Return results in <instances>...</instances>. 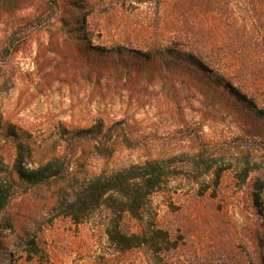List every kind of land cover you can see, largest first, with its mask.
Instances as JSON below:
<instances>
[{"label": "rangeland", "instance_id": "374dc122", "mask_svg": "<svg viewBox=\"0 0 264 264\" xmlns=\"http://www.w3.org/2000/svg\"><path fill=\"white\" fill-rule=\"evenodd\" d=\"M98 126L96 138L79 133ZM20 142L30 166L56 156L64 171L18 180L0 264H263L264 0H0L9 170ZM154 159L171 173L140 217L62 208L89 178ZM247 159L257 171L243 181ZM117 222L147 241L124 249L109 236Z\"/></svg>", "mask_w": 264, "mask_h": 264}, {"label": "trees", "instance_id": "16d2710c", "mask_svg": "<svg viewBox=\"0 0 264 264\" xmlns=\"http://www.w3.org/2000/svg\"><path fill=\"white\" fill-rule=\"evenodd\" d=\"M203 71H210L206 66L201 65ZM230 91L236 92L240 97H245L233 84H225ZM103 132V127H93L82 129L80 135L96 138ZM111 153V151H110ZM199 162L207 165L211 169L213 165L203 154L199 155ZM25 146L20 142L18 153L11 170L0 158V215L6 213L11 198L15 193V188L20 180L29 185H39L50 181L52 178L62 176L64 168L60 164L61 157H53L45 163L37 166H30L26 160ZM169 160L154 159L144 163L132 164L113 172H102L86 180L73 195L64 199L62 208L65 213L75 220H79L86 213L101 207L104 204L120 217L128 212L133 216L140 217L143 209L146 207L149 197L159 190L170 175ZM257 167V166H256ZM256 168L251 166L250 160L245 161L240 177L247 181ZM8 172L7 176L3 173ZM222 170H216V184L219 183ZM257 190L253 194L254 206L258 209L261 217L264 218V181L256 182ZM5 216V215H4ZM8 224L1 228L0 232V253L3 249L1 236L5 230L13 227V222L5 216ZM111 240L119 244L124 249L142 245L147 238L145 235H128L119 228L117 222L114 229L109 230ZM261 242L264 245V236ZM27 253L30 258L34 257L37 249V241L34 237L26 243ZM1 255V254H0ZM1 257V256H0ZM3 257V256H2ZM261 260L264 264V250L261 253Z\"/></svg>", "mask_w": 264, "mask_h": 264}]
</instances>
